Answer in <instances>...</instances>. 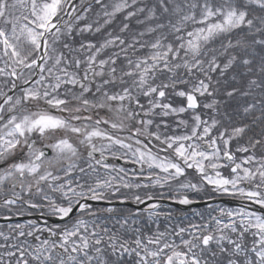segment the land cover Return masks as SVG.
I'll use <instances>...</instances> for the list:
<instances>
[{
	"label": "snow or ice",
	"instance_id": "6c2138e0",
	"mask_svg": "<svg viewBox=\"0 0 264 264\" xmlns=\"http://www.w3.org/2000/svg\"><path fill=\"white\" fill-rule=\"evenodd\" d=\"M0 219V264H264V0H0Z\"/></svg>",
	"mask_w": 264,
	"mask_h": 264
},
{
	"label": "flooded vegetation",
	"instance_id": "af4514ba",
	"mask_svg": "<svg viewBox=\"0 0 264 264\" xmlns=\"http://www.w3.org/2000/svg\"><path fill=\"white\" fill-rule=\"evenodd\" d=\"M118 163H123V162H118ZM128 167H132V165H128ZM219 199H230V201H227L225 203H222L221 206L223 207H237L239 206V202L231 197H219ZM182 206V205H181ZM173 208L174 210H176L177 212H188V217L189 219H194V217L192 216V210H188V211H182L181 208H174V207H171ZM33 218H38V217H33ZM20 222H23V221H20Z\"/></svg>",
	"mask_w": 264,
	"mask_h": 264
},
{
	"label": "water",
	"instance_id": "95a60500",
	"mask_svg": "<svg viewBox=\"0 0 264 264\" xmlns=\"http://www.w3.org/2000/svg\"><path fill=\"white\" fill-rule=\"evenodd\" d=\"M216 201H213V203H215ZM164 204H167V205H172V206H177L179 207V205L177 204H174V203H171V202H167V201H164ZM202 206H205L203 203L201 204H197V205H192L190 207H184V209H189V208H193V207H202ZM0 223H4V221L2 219H0Z\"/></svg>",
	"mask_w": 264,
	"mask_h": 264
},
{
	"label": "trees",
	"instance_id": "16d2710c",
	"mask_svg": "<svg viewBox=\"0 0 264 264\" xmlns=\"http://www.w3.org/2000/svg\"><path fill=\"white\" fill-rule=\"evenodd\" d=\"M173 209V208H172ZM204 208H202V209H199V210H203ZM174 210V209H173ZM176 211V210H175ZM184 213H188V212H184ZM194 219H198V218H196V217H194Z\"/></svg>",
	"mask_w": 264,
	"mask_h": 264
}]
</instances>
